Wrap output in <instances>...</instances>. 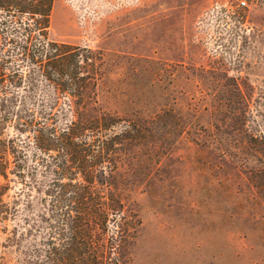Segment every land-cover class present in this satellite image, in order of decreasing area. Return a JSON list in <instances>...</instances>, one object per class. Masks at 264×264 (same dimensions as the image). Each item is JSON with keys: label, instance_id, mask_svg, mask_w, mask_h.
I'll use <instances>...</instances> for the list:
<instances>
[{"label": "rangeland", "instance_id": "374dc122", "mask_svg": "<svg viewBox=\"0 0 264 264\" xmlns=\"http://www.w3.org/2000/svg\"><path fill=\"white\" fill-rule=\"evenodd\" d=\"M216 2H52L48 39L100 57L87 104L149 130L117 168L137 220L120 264H264V0ZM37 82L26 102L48 99ZM30 171L2 196L0 264L39 262L51 176Z\"/></svg>", "mask_w": 264, "mask_h": 264}, {"label": "trees", "instance_id": "16d2710c", "mask_svg": "<svg viewBox=\"0 0 264 264\" xmlns=\"http://www.w3.org/2000/svg\"><path fill=\"white\" fill-rule=\"evenodd\" d=\"M52 2L0 0V221L8 182L28 185L30 170L43 165L51 177L37 264H120L137 220L123 211L117 168L124 146L149 130L87 104L100 57L48 39ZM37 81L49 86L48 99L26 102Z\"/></svg>", "mask_w": 264, "mask_h": 264}, {"label": "built area", "instance_id": "2783aa9c", "mask_svg": "<svg viewBox=\"0 0 264 264\" xmlns=\"http://www.w3.org/2000/svg\"><path fill=\"white\" fill-rule=\"evenodd\" d=\"M252 0H224L222 3H214V8L227 11L232 9L234 11L248 8Z\"/></svg>", "mask_w": 264, "mask_h": 264}]
</instances>
